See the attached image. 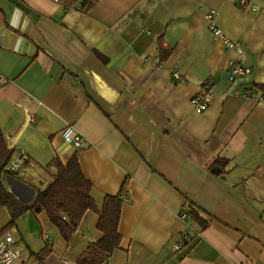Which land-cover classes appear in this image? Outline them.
Here are the masks:
<instances>
[{
	"label": "crops",
	"instance_id": "obj_1",
	"mask_svg": "<svg viewBox=\"0 0 264 264\" xmlns=\"http://www.w3.org/2000/svg\"><path fill=\"white\" fill-rule=\"evenodd\" d=\"M210 10L249 67L233 81ZM158 37L170 48L160 62ZM0 79L1 184L27 204L56 171L46 165L78 152L96 206L120 200L119 243L100 264H264V104L240 96L264 93V0H0ZM205 81L212 95L197 112L190 97ZM67 125L80 147L63 141ZM9 218L1 206L0 229ZM96 219L85 211L67 242L44 211L6 231L19 261L78 264L101 236ZM183 231L192 239L174 250Z\"/></svg>",
	"mask_w": 264,
	"mask_h": 264
},
{
	"label": "trees",
	"instance_id": "obj_2",
	"mask_svg": "<svg viewBox=\"0 0 264 264\" xmlns=\"http://www.w3.org/2000/svg\"><path fill=\"white\" fill-rule=\"evenodd\" d=\"M169 46L160 37L157 38V59L162 61L169 53ZM10 150L6 148L0 131V171L9 159ZM55 166V173L44 188L38 190L33 199L27 204H21L0 182V207L5 206L9 213V220L1 227L0 233L9 228L15 218L26 210L36 215L44 211L49 222L54 225L60 237L67 242L77 228L82 215L90 210L97 216L95 227L101 233L96 241L90 242L76 258L78 264H100L115 247L120 235L117 232L120 200L115 195H105L101 207L98 208L90 195L91 183L83 175L78 163V152H73L66 163L54 157L47 165ZM193 219L201 224L197 212L190 211ZM49 252L43 247L34 254L41 259Z\"/></svg>",
	"mask_w": 264,
	"mask_h": 264
},
{
	"label": "built area",
	"instance_id": "obj_3",
	"mask_svg": "<svg viewBox=\"0 0 264 264\" xmlns=\"http://www.w3.org/2000/svg\"><path fill=\"white\" fill-rule=\"evenodd\" d=\"M59 1V0H54ZM244 0H241L243 2ZM77 9H83L82 6L77 5ZM208 28L212 35L222 41L224 46L233 51L234 56L228 58V78L233 81L236 77L244 75L249 72V67L244 65L241 60V50L239 43L235 40L230 39L226 36L214 23V12L210 10L207 14ZM173 77L178 80H182L181 76L177 71L173 72ZM2 80L0 79V82ZM212 92L210 89L209 81H205L199 90L190 97V102L193 109L197 112L204 110L211 98ZM240 96L254 98L258 104H264V93L255 94L249 86L245 87L240 91ZM61 136L63 141L73 147H80L84 141L83 136L75 130L72 126L67 125L61 130ZM26 156L24 153L19 154L16 158L11 160L5 170L15 172L24 163ZM124 200L126 199L125 194H121ZM179 217L186 219L188 212L186 210L179 211ZM192 239L191 234L188 231L181 232L180 238L175 241L172 245L174 250L181 248L187 242ZM20 250L15 242L13 234L9 231H4L0 234V264H31L28 262L19 261Z\"/></svg>",
	"mask_w": 264,
	"mask_h": 264
},
{
	"label": "rangeland",
	"instance_id": "obj_4",
	"mask_svg": "<svg viewBox=\"0 0 264 264\" xmlns=\"http://www.w3.org/2000/svg\"><path fill=\"white\" fill-rule=\"evenodd\" d=\"M3 209H4V207H3Z\"/></svg>",
	"mask_w": 264,
	"mask_h": 264
}]
</instances>
